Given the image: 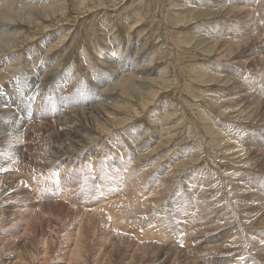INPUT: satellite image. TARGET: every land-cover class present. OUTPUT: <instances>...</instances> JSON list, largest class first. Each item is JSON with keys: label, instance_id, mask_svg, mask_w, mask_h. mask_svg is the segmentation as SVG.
Returning <instances> with one entry per match:
<instances>
[{"label": "rangeland", "instance_id": "1", "mask_svg": "<svg viewBox=\"0 0 264 264\" xmlns=\"http://www.w3.org/2000/svg\"><path fill=\"white\" fill-rule=\"evenodd\" d=\"M16 3L14 13L18 6L55 12L33 23L23 14L13 16L16 45L4 53L39 72L48 65L36 53L47 47L56 76L50 86L57 81L54 89L66 92L48 91L36 79L16 80L22 86L16 97L24 99L20 108L15 105L16 115L34 123L31 131L29 123L21 129L10 115L0 117V187L6 174L21 173L18 166H25L23 187L32 173L30 178L48 172L51 177L54 171L62 180L4 196L0 264L19 255L17 264H75L80 247V264H264V0ZM33 55L42 65H27ZM6 60L0 59L1 68ZM16 74L0 76V83ZM23 88L31 93L26 96ZM8 101L4 105L12 107ZM68 110L81 112L74 123L83 127L76 145L75 133L42 124L56 123ZM16 126L24 135L13 144L7 136ZM63 152L76 153L79 165L46 162ZM50 186L52 193L45 195ZM115 195L124 202L122 210L133 206L140 211L130 213L138 216L115 222L99 206ZM125 224L127 233L120 228ZM139 226L145 236H136Z\"/></svg>", "mask_w": 264, "mask_h": 264}, {"label": "bare ground", "instance_id": "2", "mask_svg": "<svg viewBox=\"0 0 264 264\" xmlns=\"http://www.w3.org/2000/svg\"><path fill=\"white\" fill-rule=\"evenodd\" d=\"M1 1V0H0ZM4 1V5H1L0 6V50H2V52L4 53V52H6L7 50H5L6 48H8V52H11V51H13L12 50V48H13V46H15L16 44L15 43H13V41H14V39L16 38V36H17V33L16 32H11L10 30H11V28H12V23L11 22H13L15 19H13V16H15V15H19V16H21V14H23L25 17H20V18H26L25 19V21L27 22V23H33V22H38V21H40V19L42 18V17H47L46 15H48L49 16V14L51 15V14H53L55 11H49L50 13L48 14V12H47V10H44V8H37V7H31V6H28V7H24V6H18V9H17V11L14 13V11H12V9L14 8V6H16L15 5V3L18 1H16L15 2V0H3ZM3 3V2H2ZM17 4V3H16ZM20 5V4H19ZM33 8V9H32ZM29 9V10H28ZM224 9H226V7H224ZM224 9H223V11H224ZM23 10H24V12H23ZM26 10H28V11H26ZM26 11V12H25ZM44 11V12H43ZM18 17V16H17ZM36 18H38V20H35ZM5 29H7L8 31H10V32H8V31H6L7 33H3V31L5 30ZM248 35V34H247ZM244 40V39H243ZM242 40V42H244ZM246 40V39H245ZM240 43V42H239ZM45 44V43H44ZM245 46H247V45H245L244 44V47ZM47 48V47H46ZM45 48V50L44 51H42L41 49H39L38 51H37V56H38V52H40L41 51V54H43V55H45V57L42 59V57H41V61L43 62V60H45V62H46V65H48L47 66V68H45V66H40V68H39V72H38V68L35 70V71H37L38 73L37 74H33L34 72L33 71H29L26 67H24L23 65L22 66H20L19 65V60L21 59V57H14V56H16L15 54H7V53H4V54H2V53H0V59L1 58H4V57H8V60H6L5 62H4V66H2L3 68H1L0 69V76H5V75H9V74H14L15 72H17V77H15L14 79H12L11 80V82L10 83H8V79L9 78H7V79H4L1 83H0V117H5V116H8V115H10V118H12V120L15 122H17V124L19 125V127L22 129V127L23 126H25L26 125V123H29V127H27L28 129H30L31 131H32V123H34L33 121H32V119L30 120V119H28V120H23L22 118H20L19 116H17L16 115V112H15V110L16 109H18L17 107H21V103H23V101H24V99L23 98H19V97H16V94H17V90L19 89V87H21L22 88V86L21 85H19V83H18V81H16L17 79H20V78H22L24 81H25V83L24 84H26L27 82H26V80L27 79H31V82L32 81H34V79H36V80H39V81H42V84L43 85H49L50 86V84H52V79H54L56 76H55V73L53 72V68H51L52 67V64H53V60L51 59V58H49L50 57V55H49V51H48V49H46ZM33 52L32 51H30L29 52V56L32 54ZM45 53V54H44ZM6 55V56H5ZM4 56V57H3ZM36 56V55H35ZM34 55L30 58V57H28V59H27V65H30V64H32V65H34V67L35 66H39V65H37V63H41L39 60V58H36ZM7 61H10L8 64H6L5 65V63H7ZM39 61V62H38ZM45 62H43L44 64H45ZM52 63V64H51ZM41 65H42V63H41ZM54 65V64H53ZM20 67H24L23 69L22 68H20ZM25 70H27L26 72H24ZM21 72V73H20ZM22 72H24V73H22ZM30 72H32V75H30ZM19 73V74H18ZM87 76H89L90 77V75H88L87 74ZM101 77H103V76H101ZM100 77V79H101V82L102 81H104L105 79L104 78H101ZM11 78V77H10ZM29 80H28V82H29ZM130 80L129 79H125V83L126 82H129ZM30 83V82H29ZM38 83V82H37ZM85 83V82H84ZM130 84H132V82H130L129 83V85ZM129 85L128 86H125V88H124V90L126 91L128 88H129ZM35 86V85H34ZM33 86V87H34ZM57 86V81L52 85V87L50 88V90H48V91H54L55 93H61V92H66V91H63L64 89L61 87L60 89L61 90H59L58 88L57 89H54L55 87ZM80 86V85H79ZM78 86V87H79ZM17 87V88H16ZM16 88V89H15ZM37 88V87H36ZM40 88V87H39ZM85 88V87H84ZM24 90L23 91H25L26 93V96H28V94H29V90H26L25 88H23ZM32 90V89H31ZM35 90V89H34ZM40 91V90H39ZM105 91V90H104ZM103 90H101V92H104ZM41 92V91H40ZM22 93V92H21ZM31 93V92H30ZM243 95H244V93H243ZM248 95V94H247ZM23 96H25V95H23ZM30 96V95H29ZM40 97H39V99H38V101H40V100H42L43 99V93L41 92L40 93V95H39ZM228 96V95H227ZM236 96V95H235ZM240 96V95H239ZM92 97V96H91ZM103 97V96H102ZM108 97V96H107ZM8 98H12V104H13V106L12 107H10V106H8V105H4V103H6V104H8ZM232 98H236V97H232ZM238 98V97H237ZM239 98H242V96H240ZM105 99H107V98H105ZM67 100V99H66ZM235 100V99H234ZM238 100V99H237ZM8 101V102H7ZM19 101H20V105H18V103H19ZM234 102V101H233ZM17 104V107H15V105ZM58 105H61L62 103H57ZM111 104V103H110ZM236 104V103H235ZM64 105H69V101H65V103H64ZM233 105V104H232ZM231 105V106H232ZM249 105H250V103H249ZM254 105H255V103H254ZM256 106V105H255ZM236 107V106H235ZM254 107V106H253ZM258 107V106H257ZM250 108L251 109H249V110H252V107L250 106ZM87 111V110H86ZM105 111V110H104ZM108 112L110 111V110H107ZM106 111V113H108ZM248 112V111H247ZM80 113L81 112H77V111H73V110H68V112L67 113H63L62 114V118L61 119H58L57 120V122L56 123H53V122H49V121H47V120H49L46 116L49 114V113H46V114H44L42 117L44 118V120H46L47 122H45V121H43V123L42 124H49L50 125V127H56L55 129H57L58 131H60L59 129H64V130H67V132L68 133H71V134H76V136H74V138H73V140H71V142H72V145H76V144H78V137L79 136H81L79 133H81L82 132V130H83V127L82 126H79L78 125V127L77 126H75L74 125V123H76L77 124V122H78V117L80 116ZM74 114V115H73ZM41 116V113H37L36 114V117H40ZM95 116H96V114H95ZM105 117V116H104ZM60 118V117H59ZM100 118V117H99ZM99 118H98V120H99ZM3 120H5V119H3ZM86 121V120H85ZM81 123V122H80ZM173 124V123H172ZM40 125V124H39ZM73 125L76 127V131L75 132H73ZM83 125V124H82ZM35 127V126H34ZM49 127V126H48ZM15 128H17V132L15 133V134H11V135H8L7 136V138H9V139H11L12 140V143L14 142L15 143V140L17 139V138H19V137H21L22 135H24V134H21V129L20 128H18L17 126L15 127ZM32 128V129H31ZM36 128H37V126H36ZM40 128V127H39ZM38 130V129H37ZM42 130V129H41ZM28 131V130H27ZM36 131V130H35ZM34 131V132H35ZM114 130H112V131H109L108 132V134H106V136L107 135H109V134H111L112 132H113ZM34 132L32 133V134H34ZM31 133V132H30ZM29 133V134H30ZM38 133V132H37ZM43 133V132H42ZM64 133V132H63ZM32 134H31V136H32ZM41 134V133H40ZM82 134V133H81ZM27 135V134H26ZM36 135V134H35ZM66 135H68V134H66ZM37 136V135H36ZM58 137H59V135H58ZM70 137V136H69ZM66 140V139H65ZM63 141H64V139H63ZM70 141V140H69ZM2 143H4V142H1L0 144H1V146L3 145ZM13 143V144H14ZM19 143V142H18ZM67 143V142H66ZM37 144V143H36ZM71 144V143H70ZM5 145H6V143H5ZM12 145V144H11ZM4 147H6V146H4ZM12 147V146H11ZM231 147V146H230ZM37 148V147H36ZM39 148V147H38ZM56 148V147H55ZM65 148H67V147H65ZM95 148H96V146H94L91 150H90V152L91 153H94V151H95ZM74 149V148H73ZM251 149V148H250ZM250 149H248V150H250ZM70 150V149H69ZM77 150V149H76ZM233 150V149H232ZM235 150V149H234ZM35 151V150H34ZM48 151V150H47ZM242 151H243V149H242ZM241 151V152H242ZM246 151V150H245ZM260 151V150H259ZM258 151V152H259ZM244 152V151H243ZM245 153V152H244ZM58 154V153H57ZM246 154V153H245ZM236 156V155H235ZM239 156V155H238ZM237 156V157H238ZM55 160L53 161V159L51 160V159H48V161L46 160V162L48 163H50V164H53L55 167H57L58 166V161H56V160H64V161H66L67 163H73V162H75V163H78V165H79V163H80V158L79 157H77V155H76V153H67V152H63L62 154H60V155H58V156H55ZM79 158V159H78ZM236 160H238V159H236ZM25 163V162H24ZM32 163V162H31ZM24 168H25V166H23ZM23 167H21V166H18V168H20L21 169V173H9V174H6L7 176H5V180H4V182H2V185H1V187H0V212H2L3 211V209H4V204L5 203H8V201L7 200H2L3 198H4V196L6 195V196H10V195H12V194H15V195H17L18 194V196H20V194H21V192H24L25 190H27V189H25L24 187H29V185L31 186V188H30V190H32L33 191V189H34V185L36 184L35 183V181H32L33 179H34V176H36V175H34L32 178H30V176H32V174H34V173H32L31 175H29V177L25 180L26 182H25V184H24V187L23 186H21L20 185V178H21V176H22V174H24V172H25V169L23 168ZM76 167V166H75ZM14 169V168H13ZM133 181V180H132ZM160 183V182H159ZM101 184V183H100ZM161 184V183H160ZM162 186V185H161ZM154 191V190H153ZM156 191H158L157 189H156ZM160 191V190H159ZM163 191V190H162ZM236 191H237V189H236ZM28 195L29 194H31L32 196L34 195V197L36 198V197H42V196H35V194L33 193H31L30 191H29V193H27ZM113 195V194H112ZM158 195V194H157ZM116 196V197H115ZM114 197H110L109 198V200H107L106 201V199H107V197H106V199L104 198V200H101V202H100V205L99 206H102V207H106L105 209H108L109 210V212H110V214L112 215V219L114 218L115 220H117V221H115V222H119V224H120V221L122 222V221H127L128 219H129V217L130 216H133V218H134V214H131V213H133L135 210L134 209H138V208H134L133 209V206H132V208L131 207H128L127 209H128V211H124V210H122V209H124L123 207V205H124V202L122 203V198L120 197V198H117V196L118 195H115ZM255 196V195H254ZM31 197V196H30ZM34 197H33V199H34ZM126 198H123V200H125ZM136 199V198H135ZM148 199H149V197H148ZM19 200V199H18ZM35 200V199H34ZM68 200V199H67ZM146 200V199H145ZM144 200V201H145ZM154 200V199H153ZM241 200V199H240ZM134 203H131V204H134V205H136V204H139L137 201V203L135 202V200L133 201ZM141 202V201H140ZM241 202V201H240ZM17 203H18V201H17ZM17 203L14 205V204H11V206L12 207H16V205H17ZM34 203V205H37L38 203H35V202H33ZM244 203V202H243ZM19 204V203H18ZM127 204H129V202L127 203ZM241 204H242V202H241ZM246 204H247V202H246ZM253 204V203H252ZM19 205H21V206H23L24 208H22V210L24 211V212H26L25 211V209L26 210H28V206H27V204H19ZM40 205V204H39ZM42 205V204H41ZM125 205H126V203H125ZM141 205H143V204H141ZM150 205H151V203H150ZM44 205H42L41 207H43ZM99 206H96V207H99ZM126 206H129V205H126ZM126 206H125V208H126ZM237 206V205H236ZM245 206V205H244ZM246 206H248V204L246 205ZM252 206V205H251ZM101 207V208H102ZM136 207H140L141 208V206L139 205H137ZM145 207V206H144ZM147 207V206H146ZM238 207H239V205H238ZM91 208H93L94 210L96 209V208H94V205H91ZM103 208V209H104ZM129 208H131V209H133V210H130ZM139 208V209H140ZM237 208V207H236ZM240 208V207H239ZM244 208V207H243ZM35 209L36 208H34V211H33V213L35 212ZM126 209V210H127ZM243 210H245V209H243ZM242 210V207H241V210H239L240 212H242L243 211ZM248 210H249V208H248ZM263 210H264V208H263ZM104 211V210H103ZM131 211H133V212H131ZM138 212L140 211V210H137ZM141 211H143V209H141ZM148 211V210H147ZM213 211H215V210H213ZM238 211V210H237ZM238 211V212H239ZM262 211V210H261ZM260 211V212H261ZM89 212V211H88ZM131 212V213H130ZM237 212V213H238ZM246 211H243L242 213H245ZM248 212V211H247ZM259 212V213H260ZM32 213V214H33ZM90 213V212H89ZM94 213H97V211L96 212H94ZM211 213H213V212H211ZM258 213V214H259ZM28 214V213H27ZM30 214H31V212H30ZM31 214V215H32ZM130 214V215H129ZM139 214V213H138ZM138 214H137V216H138ZM263 214V213H262ZM87 215V213H85V216ZM88 215H92L91 213L90 214H88ZM95 215V214H94ZM109 215V214H108ZM240 214H237V216L238 217H240L239 216ZM25 216V215H24ZM100 216V215H99ZM137 216H135V217H137ZM241 216H243V214L241 215ZM258 216V215H257ZM262 216H264V215H262ZM244 217V216H243ZM245 217H247V218H249L250 216L248 215V216H246L245 215ZM90 218V217H89ZM88 218V220H90ZM94 218H95V216H94ZM85 219V218H84ZM104 219V218H103ZM244 219H246V218H244ZM88 220H87V223H88ZM101 220V219H100ZM111 220V219H110ZM238 220V219H237ZM250 220V219H249ZM94 221H95V219H94ZM94 221H92V222H94ZM105 221H106V219H105ZM239 221V220H238ZM3 222V221H2ZM89 222H91V221H89ZM114 222V221H113ZM114 222V224H116ZM237 222V221H236ZM244 223L246 222V220H244L243 221ZM99 223V222H98ZM105 223V222H104ZM103 223V224H104ZM106 223H108V222H106ZM82 224V223H81ZM89 224V223H88ZM93 224V223H92ZM99 224H102L101 222L99 223ZM235 224V223H234ZM241 224H243V223H240V225ZM126 225V224H125ZM233 225V224H232ZM244 225V224H243ZM83 226V225H82ZM81 225H80V227H82ZM93 226V225H92ZM79 227V228H80ZM129 226L128 225H126V226H120V228L122 229V231H124V233H127V231H129V230H127V228H128ZM241 227V226H240ZM242 227H244V226H242ZM242 227H241V229H242ZM245 228V227H244ZM81 230H83L82 228H80ZM115 229V228H114ZM248 229V228H247ZM250 229V228H249ZM126 230V231H125ZM141 230V226H139L138 227V229H137V232H136V236L137 237H141V236H143L140 232ZM246 229H244V231H245ZM131 231V230H130ZM135 229H134V233H135ZM161 231L162 232H164L162 229H161ZM243 231V232H244ZM160 232V231H159ZM242 232V231H241ZM240 232V233H241ZM130 233V232H129ZM142 233H145V231L144 232H142ZM146 233L147 234H149L150 236L152 235L153 236V238L155 237L152 233H149L148 231H146ZM154 233V232H153ZM115 234V233H114ZM132 234V233H131ZM163 234V233H162ZM165 234V233H164ZM167 234H169V233H167ZM235 234V233H234ZM233 234V235H234ZM245 234V233H244ZM246 234H248V233H246ZM243 235V234H242ZM78 236H82V238H83V233L81 232L80 234L78 233ZM110 236H112V235H110ZM120 236V235H119ZM118 236V237H119ZM145 236V235H144ZM148 236V235H147ZM231 235H229V236H226L225 238H224V240H227L229 237H230ZM247 236V235H246ZM251 237H252V235H250ZM169 237V236H168ZM82 238H80V242L82 241ZM146 238V237H145ZM165 238H167V237H164L163 238V236L160 238V240L161 239H165ZM172 238V237H171ZM248 238V237H247ZM246 238V239H247ZM250 238V237H249ZM248 238V239H249ZM170 239V238H169ZM203 239V238H202ZM251 239V238H250ZM249 239V240H250ZM166 240V239H165ZM201 240V239H200ZM253 240V239H252ZM202 247V246H201ZM207 248H209L210 247V245L209 246H206ZM204 248V247H203ZM205 249V248H204ZM80 251H81V247H80ZM80 251H79V249H77V250H75V252L73 253V256H74V254L76 255V258H75V261H77V262H75V264H80V259H81V257H80ZM202 251V250H201ZM187 252H188V250H187ZM99 253H101V251L99 252ZM98 253V254H99ZM81 254H82V251H81ZM96 255V254H95ZM99 256V255H98ZM100 257V256H99ZM15 258V260H12V259H10V260H8V261H6V264H17V263H19V261L21 260V255H19V256H16V257H14ZM97 259H98V257H96ZM95 258V259H96ZM169 258V257H168ZM167 258V259H168ZM96 259V260H97ZM100 259H101V257H100ZM99 259V260H100ZM95 260V261H96ZM102 260V259H101ZM200 260V259H199ZM72 261V260H71ZM70 262V261H69ZM73 262V261H72ZM85 263V262H84ZM85 264H87V263H85ZM93 264H95V263H93ZM97 264H99V262L97 263Z\"/></svg>", "mask_w": 264, "mask_h": 264}]
</instances>
